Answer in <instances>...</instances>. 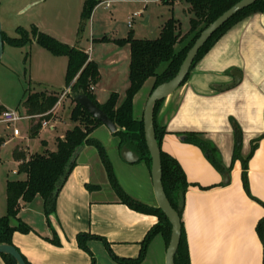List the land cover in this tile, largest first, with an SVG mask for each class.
<instances>
[{
  "label": "crops",
  "instance_id": "crops-1",
  "mask_svg": "<svg viewBox=\"0 0 264 264\" xmlns=\"http://www.w3.org/2000/svg\"><path fill=\"white\" fill-rule=\"evenodd\" d=\"M103 3L98 1L91 13L93 19L100 18L92 23L99 33L96 39L101 40L99 51L91 50V46L88 50L81 49L88 51L89 59L98 68L99 80L93 86L95 100L103 103L111 93H117L120 104L129 85L130 48L128 44L118 45L115 39L125 38L127 30L117 25L107 34L101 29L105 12L97 10L100 6L111 7V4L106 7ZM106 20L116 23L113 19ZM248 24L253 27H247ZM52 61L57 62V59ZM66 64L67 58L65 70ZM233 67L240 69L241 80L234 87L223 89L232 80L229 70ZM152 85L153 78H148L134 96L136 118L142 117ZM65 87L66 84L62 89ZM40 91L58 92L46 87ZM61 104H54L48 110H52L51 118H41L40 127H47L49 121L58 117ZM27 117L37 121L41 115ZM157 118L158 124L165 129L161 149L179 162L190 183L184 193L181 215L190 264H262L263 244L256 232V224L264 217V14L253 13L230 27L194 63L185 83L164 100ZM44 120L47 125L42 126ZM97 128L103 134L108 132L103 124ZM187 132H195L214 144L221 162L230 168L228 184H222V172L206 158L199 146L179 138ZM237 133H240L239 140ZM92 134L93 131L90 136ZM252 143H255L253 151ZM3 144L2 139L0 146ZM103 144L122 190L133 199L156 207L147 163L124 161L118 139L116 143ZM237 144L240 158L234 159ZM242 159H247V189L242 179ZM13 161L17 166L18 162ZM75 163L58 191L55 212L49 220L39 195L20 208L18 218L32 230L27 233L14 231L12 244L28 264H90V255L77 244V234L90 233L102 236L117 257H137L142 239L158 222V217L120 202L91 145L80 148ZM6 211V192L1 194L0 191V217ZM53 238L59 244H53ZM167 244L161 233L156 234L147 244L144 258L137 264H165ZM87 245L94 256V264H118L100 239H89ZM0 264H6L1 255Z\"/></svg>",
  "mask_w": 264,
  "mask_h": 264
},
{
  "label": "trees",
  "instance_id": "trees-1",
  "mask_svg": "<svg viewBox=\"0 0 264 264\" xmlns=\"http://www.w3.org/2000/svg\"><path fill=\"white\" fill-rule=\"evenodd\" d=\"M175 1L176 0H161V2L169 8L173 6ZM183 1L188 4V12L192 14L189 18V29L185 34L182 35L180 32L179 20L171 16L161 24L158 36L154 39L137 38L134 37L131 32H129L125 38L115 39L118 45L128 44L130 48L128 71L129 85L125 91L124 99L120 104H118L117 93H111L108 99L103 103H98L95 100L93 86L99 80L98 68L96 63L89 59L88 53L81 48L62 42L50 34L39 30L36 26H32L31 33L25 29L18 28V37L2 36L3 39H7L12 44H20L24 41L34 39L36 43L46 48L53 55L65 56L67 58L65 70L66 86H70L72 92H84L102 111H104L117 127L114 134L118 136L119 146L121 147L122 144H127L139 154L140 160L145 161L148 167H150V156L144 140L143 120L142 117L136 118L133 114L134 96L148 78H153L152 89L159 83L171 78L176 73L187 50L201 30L239 0H182V2ZM97 3V0H84L81 14L83 21L88 19ZM256 12L264 14V0H256L254 3L241 9L229 18L200 48L194 59L193 65L230 27ZM162 64L163 67L160 69ZM57 100V92L46 93L45 91H40L30 93L23 101L27 116L34 117L35 115H41L37 121L31 118L30 137L37 134L40 128V119L50 117V113H45L54 106ZM162 102L163 100L158 101L154 107V127L159 146L161 137L165 133L164 127L158 126L156 122V115ZM70 119L74 125L65 132L62 138H56L55 150L44 149L41 153H28L17 147L13 149V159L18 162L17 173L21 176L15 179H9L6 182L7 211L4 216L0 217V242L12 244L11 238L14 231L27 233L32 230L28 224L18 218L17 214L20 208L29 203L36 195L42 197L44 213L47 220H49V216L55 212L58 191L75 166V159L80 148L84 145H91L95 147L105 169L108 181L112 189L119 196L120 202L136 211L156 215L158 217V222L146 232L140 243L141 247L139 254L135 258L117 257L110 250L106 240L99 235L79 233L77 234V244L90 255V264L95 263L94 256L87 245V241L92 238L100 239L118 264H137L144 258L146 246L156 234L161 233L168 243L170 223L158 207L139 202L122 190L103 145L90 136L94 128L102 123L92 117L76 102L71 107ZM181 135H184V140L199 146L206 158L220 172L230 170V168L225 167L221 162L220 155L213 143L200 138L195 132H187ZM2 139L3 138L0 137V142ZM254 148L255 143H252L251 150L253 151ZM160 155L164 191L171 205L176 207L178 194L180 192L185 193L190 183H188L181 165L173 156L163 151L161 147ZM237 158H240L239 144L236 145L234 150V159ZM246 162L247 159H242V179L244 187L247 189ZM87 187L91 188L90 185ZM199 187L202 189L206 188L200 185ZM181 215L182 211L180 212V218ZM256 232L263 244L262 264H264V217L257 222ZM51 242L53 244H59L58 240L55 238L51 239ZM0 255L6 264H15L11 256L5 254ZM23 258L28 264L26 258L24 256ZM174 263L190 264L182 219L181 237L174 256Z\"/></svg>",
  "mask_w": 264,
  "mask_h": 264
},
{
  "label": "rangeland",
  "instance_id": "rangeland-1",
  "mask_svg": "<svg viewBox=\"0 0 264 264\" xmlns=\"http://www.w3.org/2000/svg\"><path fill=\"white\" fill-rule=\"evenodd\" d=\"M111 1L113 2L110 8L100 6L97 10L105 12L101 20V29L107 31V34L119 25L121 29L127 30L124 37L131 32L137 38L154 39L158 36L160 24L165 18L171 16L179 20L182 35L189 29V18L192 14L188 12V4L184 1L174 2L172 9L161 0H147L146 3L141 0ZM83 5L84 0H0V22L3 34L7 37H18V28L31 33L32 26H36L70 45L87 50L91 46V50L94 48L97 52L101 40L96 39L99 33L96 25L92 23L100 18L93 19V14H90L88 19L83 21L81 18ZM135 13L139 14L133 18L132 28L128 27L127 17ZM147 16L150 19L144 24L143 20ZM106 19H113L116 23H107ZM247 27L253 26L248 24ZM53 56L55 55L32 39L20 44H12L7 39H3V52L0 59V118L3 110L15 111L22 118L13 123L0 121V137H3L4 143L0 146L1 194L5 193L7 180L21 176L17 174V166L12 159V151L16 146L32 153H41L44 148L55 149L56 138L63 136L74 125L70 119V109L75 102L67 94L61 101L63 104L59 106L58 117L49 121L47 127H40L35 136H29L30 120L26 115L23 101L30 93L43 90L45 87L58 91L57 93L60 94L68 87L62 89L65 84L66 58ZM52 59H57V62ZM59 61L62 62L59 64ZM162 67L163 64L160 69ZM139 109L140 104L137 112ZM157 120L156 115L157 125L160 126L158 124L160 121ZM97 127L94 128L91 137L99 141L103 147V143L114 141L116 143L118 139L116 134L109 129L107 134H103ZM160 127L163 128V126ZM14 129L18 130V135L13 134Z\"/></svg>",
  "mask_w": 264,
  "mask_h": 264
},
{
  "label": "water",
  "instance_id": "water-1",
  "mask_svg": "<svg viewBox=\"0 0 264 264\" xmlns=\"http://www.w3.org/2000/svg\"><path fill=\"white\" fill-rule=\"evenodd\" d=\"M256 0H239L217 16L212 22L205 26L199 35L196 37L190 48L187 50L182 62L180 63L176 73L166 81H163L151 88L142 112L144 140L147 151L150 156V174L152 180V189L158 207L170 223V236L166 248L165 264H175L174 256L178 249L181 237V218L180 212L184 207V193L178 194L176 207H173L166 196L162 184V166L160 146L155 134L154 127V107L158 101L167 99L184 83L185 78L191 70L194 59L200 48L207 42L211 35L219 29L229 18L236 14L241 9L254 3ZM148 22V16L145 17L143 23ZM3 52V36L0 22V59ZM232 80L223 86V89H228L237 85L241 80V71L237 67L229 70ZM138 93V92H137ZM136 93V94H137ZM69 97L76 103L80 104L92 117L105 125L112 133L117 130L115 123L102 111L84 92H70ZM162 102V103H163ZM180 139H184V135H180ZM237 140L240 138V133L236 134ZM121 158L128 163H135L140 160L139 154L130 148L127 144H122L120 147ZM222 184L226 185L230 181V171L225 170L221 173ZM0 254L11 256L15 264H27L20 251L10 243L0 242Z\"/></svg>",
  "mask_w": 264,
  "mask_h": 264
},
{
  "label": "built area",
  "instance_id": "built-area-1",
  "mask_svg": "<svg viewBox=\"0 0 264 264\" xmlns=\"http://www.w3.org/2000/svg\"><path fill=\"white\" fill-rule=\"evenodd\" d=\"M143 3H146L147 2V0H141ZM111 0L110 1H106V2H104L103 4L106 6V7H109L110 6V4H111ZM138 14L139 13H135V14H132V15H130V16H128L127 17V26L128 27H131L132 26V22H133V18L135 17V16H138ZM70 86H68L67 88H65L64 90H63V92L59 95V97H58V100H57V102L55 103L56 105H58L61 101H62V99L70 92ZM54 109V108H53ZM50 112H52V110L51 111H48V112H46L45 114H48V113H50ZM36 116V115H35ZM22 118V116H20L19 114H17L15 111H10V110H3L2 112H1V118H0V121H2V122H7V123H13V122H15V121H18L19 119H21ZM42 126H45V125H47V121H42ZM13 134L14 135H18L19 134V132H18V130L17 129H14L13 130Z\"/></svg>",
  "mask_w": 264,
  "mask_h": 264
}]
</instances>
